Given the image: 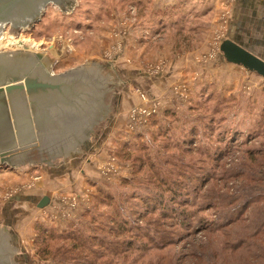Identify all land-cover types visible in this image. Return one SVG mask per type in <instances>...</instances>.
Returning a JSON list of instances; mask_svg holds the SVG:
<instances>
[{
  "label": "trees",
  "instance_id": "1",
  "mask_svg": "<svg viewBox=\"0 0 264 264\" xmlns=\"http://www.w3.org/2000/svg\"><path fill=\"white\" fill-rule=\"evenodd\" d=\"M174 14L175 26L184 27ZM201 91L186 107L194 116L169 109L155 137L120 145L122 156L138 152L136 173L99 189L96 201L110 205L106 213L94 212V204L62 229L35 222L39 264H264V121L242 127L241 117H254V109L245 112L235 95ZM259 138L225 167L237 144ZM154 147L167 152L152 156ZM180 151H190V160ZM130 180L149 182L155 192L121 190ZM186 240L180 253L175 246Z\"/></svg>",
  "mask_w": 264,
  "mask_h": 264
},
{
  "label": "rangeland",
  "instance_id": "2",
  "mask_svg": "<svg viewBox=\"0 0 264 264\" xmlns=\"http://www.w3.org/2000/svg\"><path fill=\"white\" fill-rule=\"evenodd\" d=\"M75 1L76 4L69 13H64L55 3L47 4L37 25L34 26L36 22H33L27 29L23 30L22 26L18 28L15 35L19 39L17 44L0 47V51H5L8 48H20L23 44H27L39 50L49 47L62 50V54L59 55L61 59L58 58L54 61L51 70V73L56 74L74 68L90 58H98L102 62H111L118 78L125 81L118 94L114 116L103 127L100 135L93 142L94 145L91 144L87 152H83L80 156H73L69 158L68 162H65L67 163L66 170L76 165L80 168L79 164H87L86 173L78 170L80 179L84 181V188L67 193L57 192L53 196L54 201L49 213L47 211L44 212V215L39 216V222L61 229L71 220L92 209L94 204V212L106 213L110 209V205L100 199L96 201L99 189H107L111 185L120 184L124 178L132 177L136 173L135 161L137 158L135 155L138 152L129 151L130 157L122 156L120 155V145L129 143L134 147L155 137L158 126L163 125V121H165L163 120L164 113L169 109L177 110L182 118L194 116L196 112L191 113L186 107L193 102L203 87L216 89L226 97L235 95L240 102H243L242 107L245 112L248 109L249 111L254 109V117L246 115L241 117L242 127L250 126L259 116L261 124L264 121V78L262 75L259 74L261 77L256 81L236 83L235 80H232L229 85H226L227 89L221 87L226 84L221 81L222 79L218 81L214 78L204 79V65L207 66V62H212L217 58L218 53L221 52L220 45L227 38L226 33L234 15L233 0ZM164 13L166 16L163 15ZM174 13H179L178 23L183 24L184 27L175 26L174 21L177 16ZM183 15L186 17H182ZM10 24L11 21L8 20L4 26L5 29H2V37L9 36L7 31ZM238 42L245 44L241 41ZM249 44L251 45L248 43L247 46L251 48ZM252 50L262 55L255 48ZM195 52L196 56L193 55ZM192 58L196 62L197 69L191 72V79H187L190 76H187L186 67L181 66L180 70L173 74L174 76H171L167 71L179 65L180 61L190 62ZM166 72L170 77L162 85L159 77H162ZM148 77L152 82L147 79ZM126 87L136 98L124 114H118V111L123 107L121 103L125 99L121 100V98H125L123 88ZM201 98L203 99V95ZM142 106L156 111L145 115L139 122L132 120V109ZM251 119H253L252 122ZM112 120L115 123L110 127ZM136 122L137 125H135ZM122 124H125L127 128L124 137L119 135ZM184 124H188V122H184ZM176 134L180 136L182 132L178 131ZM159 139L160 137L157 141ZM261 139L251 141L245 147L242 146V143L237 144L234 147V152L228 156L225 167L230 165V159L236 160L241 157V151L257 146V142ZM100 151L104 152L105 158L101 156L103 159L101 157L96 159ZM150 151L152 156L158 158L167 152L165 149L156 150V147ZM180 154H183L186 161L192 157L190 151L183 153L180 151ZM75 157L79 160L72 163L70 159ZM44 165V163H40L33 166L36 172L35 176L42 172ZM10 166L8 160L0 162V223L6 226H11V222L8 221L10 215L7 214L8 211L2 209L4 205L2 201L12 197L11 190L21 188V185L16 187V185L10 184L8 188L2 189L5 184L11 182L9 180L12 179L13 174L10 172L18 169L15 166ZM75 169L77 171V167ZM96 172L99 174L98 178L95 176ZM145 175L147 172L142 171L141 176ZM92 176L97 181L92 179ZM29 186L32 184L29 183ZM174 187L179 189L177 185ZM155 188V185L149 182L140 186L136 181L131 180L130 184L121 186V190L127 189L131 193L134 191L143 193L151 190L152 195ZM17 191L19 193V189L15 192ZM190 197L189 200L192 201V194ZM71 202L76 203V206H71ZM140 204L144 207L142 203ZM39 211L34 207L32 214L35 215ZM11 229L17 235L20 252L26 253L29 264H39V257L34 246V225H27L24 229L22 236L25 237L24 241L15 232V228L11 226ZM32 234H34L33 237ZM188 242L189 240L183 241L178 244L179 246L177 245L179 248L175 247L180 253L185 252L187 250L183 246Z\"/></svg>",
  "mask_w": 264,
  "mask_h": 264
},
{
  "label": "water",
  "instance_id": "3",
  "mask_svg": "<svg viewBox=\"0 0 264 264\" xmlns=\"http://www.w3.org/2000/svg\"><path fill=\"white\" fill-rule=\"evenodd\" d=\"M0 0V38L11 21L9 36L20 26L31 27L49 3L64 13L75 0ZM228 61L264 78V56L246 44L226 38L220 45ZM59 55L49 47L36 50L27 44L0 51V161L6 159L20 173L34 164L58 165L87 152L114 116L121 81L112 63L90 58L61 73L50 70ZM49 203L42 196L38 207ZM0 264H29L20 252L18 237L0 223Z\"/></svg>",
  "mask_w": 264,
  "mask_h": 264
},
{
  "label": "crops",
  "instance_id": "4",
  "mask_svg": "<svg viewBox=\"0 0 264 264\" xmlns=\"http://www.w3.org/2000/svg\"><path fill=\"white\" fill-rule=\"evenodd\" d=\"M233 14V19H231L230 27L226 33L227 38H232L234 40L241 41L246 45L248 43H251V45L249 44L250 47L253 49L255 48L257 51H259L260 54H262V56H264V0H233ZM55 50H58V55L62 54V50ZM193 55L196 56V52ZM60 57L61 56H59V59H61ZM113 62L115 61L113 60ZM178 64L179 65H177L173 69L167 70L168 72H170L171 76H174L173 74L178 72L180 70V67L182 66L186 67V72L188 73L187 76H190V78L187 79H191V72H194V70L197 69L194 58H192L190 62L180 61ZM204 66V79L214 78L217 81L219 79H222L221 81L223 83H226L221 86L224 87V89H227L226 85H229L232 80H235L236 83H242L254 80L256 81L259 80V78L261 77L258 73L250 71L240 64L228 61L222 54V52L218 53L217 58L214 61L209 63L207 62V66ZM114 68L116 67L114 66ZM144 75L146 76L145 73ZM169 77L167 72L163 74L162 77H159V80L162 82V85L164 84V81H166ZM147 79L152 82L149 77ZM123 91L125 92V95H123L125 96V98L122 97L121 100H125L121 103V105L123 104V107L118 111V114H124L128 107L133 104L136 98L135 95L131 94L129 88H123ZM114 123V120H112L110 127ZM114 127L112 128L113 132L115 130ZM119 131L120 136L125 135V133L127 132L126 125L122 124L121 129H119ZM98 155L99 156H96V159L101 156L105 158L104 152L100 151ZM77 160H79V158L77 157L70 159L72 163L77 162ZM6 161V159H3L0 162ZM66 164L67 163L65 162L60 163L58 165L45 164L43 166L42 172L37 174V176H35L36 172L35 169H33V166H35V164L32 165L30 168L25 169L22 173H20L18 169L12 170L10 172L11 174H13L12 179L9 180L11 182H9V184H5L2 189L8 188L10 184L16 185V187H20L21 185V188H18L19 193L18 191L15 192L18 189L11 190L13 195H11L12 197H9L7 200L2 201V203L4 204L2 206V209L8 211L7 214L10 215V219L8 221L11 222V226L15 228V232L18 233L20 239H22L23 241L25 240V237H22L23 232L25 231L24 229H26L27 225H34L35 222L39 220V216L41 214H45L44 212L48 211L49 213L50 207L53 205L54 201L53 196H55L57 192L67 193L73 190L79 191L84 188V181L80 179L78 170L79 172L82 171V173H86V168H88L87 164H79L80 168H78V165H76L70 168L69 170H66ZM10 167H13V165L11 164ZM75 167H77V171ZM95 176H97L98 178L99 174H97L96 172ZM91 178L96 180V178H94L93 176ZM29 183H31L32 186H29ZM45 195L49 197V203L44 207H38L37 203L39 199ZM34 207L42 211H39L37 214L34 215V213L32 214V212H34ZM33 235L34 234H32V237Z\"/></svg>",
  "mask_w": 264,
  "mask_h": 264
},
{
  "label": "built area",
  "instance_id": "5",
  "mask_svg": "<svg viewBox=\"0 0 264 264\" xmlns=\"http://www.w3.org/2000/svg\"><path fill=\"white\" fill-rule=\"evenodd\" d=\"M154 109V108H153ZM132 113H131V119L132 120H137V122H139L140 120L143 119V117L146 115H150L152 112H155L154 110L151 111L149 108H146V107H139V108H135V109H132ZM137 122L135 125H137ZM71 206H76V203L74 202H71ZM62 211V210H61Z\"/></svg>",
  "mask_w": 264,
  "mask_h": 264
},
{
  "label": "bare ground",
  "instance_id": "6",
  "mask_svg": "<svg viewBox=\"0 0 264 264\" xmlns=\"http://www.w3.org/2000/svg\"><path fill=\"white\" fill-rule=\"evenodd\" d=\"M5 29V28H4ZM2 37V36H1ZM23 39V38H22ZM25 40V39H24ZM19 41L18 38L11 37L8 35H4L2 38H0V47H5V46H10V45H14L17 44V42ZM22 42V41H21ZM20 43V42H19ZM50 74H51V70H50Z\"/></svg>",
  "mask_w": 264,
  "mask_h": 264
},
{
  "label": "flooded vegetation",
  "instance_id": "7",
  "mask_svg": "<svg viewBox=\"0 0 264 264\" xmlns=\"http://www.w3.org/2000/svg\"><path fill=\"white\" fill-rule=\"evenodd\" d=\"M66 2H67V0L64 3H66Z\"/></svg>",
  "mask_w": 264,
  "mask_h": 264
}]
</instances>
